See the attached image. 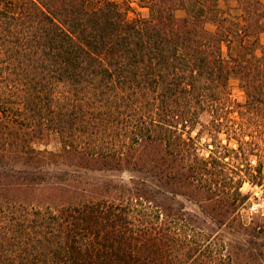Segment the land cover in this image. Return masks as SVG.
<instances>
[{
    "label": "trees",
    "instance_id": "1",
    "mask_svg": "<svg viewBox=\"0 0 264 264\" xmlns=\"http://www.w3.org/2000/svg\"><path fill=\"white\" fill-rule=\"evenodd\" d=\"M140 1L147 17L124 0H0V264H264V222L235 213L243 178H263L264 5Z\"/></svg>",
    "mask_w": 264,
    "mask_h": 264
},
{
    "label": "rangeland",
    "instance_id": "2",
    "mask_svg": "<svg viewBox=\"0 0 264 264\" xmlns=\"http://www.w3.org/2000/svg\"><path fill=\"white\" fill-rule=\"evenodd\" d=\"M117 1H122V0H117ZM126 1L128 5V17L133 18L136 16L139 17H147L148 16V10L146 7H143L141 4L140 0H124ZM231 9H226V13L229 12L232 15L236 14V9L233 6H227ZM220 10L222 12H225L224 9ZM178 15H181L182 12H177ZM207 27L212 29L213 25L211 23H207ZM224 51H226V47L223 45ZM229 91H230V97L234 104H241L244 102L245 97L243 94V91L241 90L239 86V82L236 78L231 77L229 79ZM233 105V106H235ZM235 109V107H234ZM232 112L228 113V118L229 121L232 122L235 126L237 125L236 123L240 122V118L238 113L235 111V109ZM210 116L206 114L205 118H209ZM225 121V120H224ZM199 129L201 126H197ZM195 133L193 132L192 135ZM224 133H220L218 136V139L221 141V144H227L229 147H236V144L234 141H227L225 138ZM263 141H264V134L262 135ZM261 141L260 145L264 147V142ZM211 143V139L205 134V132H202L201 137L198 139V147H199V153L203 157H207L209 152L208 150L211 149V146L209 144ZM47 148L52 149V150H57L59 148V144L56 141L55 138L51 139L47 145ZM262 157H264V150L261 154ZM254 159V157H253ZM264 160V158H263ZM252 163H255V160H252ZM231 173L234 174V176L237 177L238 174L244 175L247 171H251V169H227ZM253 170V169H252ZM262 171V182L261 184H254L251 181H249L247 178H243L244 181L242 183V186L240 188V191L242 193H247V198L239 205L237 212V217L242 219L243 221L250 222V221H261L264 222V169H261ZM85 174L90 178V179H95V180H103V179H113V180H123V181H128L129 178L131 177L132 174H135L136 172H128V171H111V170H105V171H91V170H83ZM202 194H199V197L197 199H200ZM177 201L179 203L183 204L185 206V209L187 211H190L191 213H195L197 215L201 216V210L199 207V202L195 199L193 201L188 200L187 197L178 195L176 197Z\"/></svg>",
    "mask_w": 264,
    "mask_h": 264
},
{
    "label": "crops",
    "instance_id": "3",
    "mask_svg": "<svg viewBox=\"0 0 264 264\" xmlns=\"http://www.w3.org/2000/svg\"><path fill=\"white\" fill-rule=\"evenodd\" d=\"M259 1L264 5V0H259ZM227 6H233L236 8L237 7L236 0H219L218 1L219 9L221 8L225 10L224 14H226V11H227L226 9H229L231 11V9ZM236 11H239V9H236ZM259 43L264 46V32L260 33L259 35Z\"/></svg>",
    "mask_w": 264,
    "mask_h": 264
}]
</instances>
